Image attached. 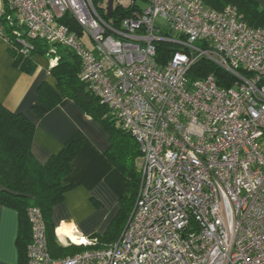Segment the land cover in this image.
Listing matches in <instances>:
<instances>
[{"label": "built area", "instance_id": "obj_1", "mask_svg": "<svg viewBox=\"0 0 264 264\" xmlns=\"http://www.w3.org/2000/svg\"><path fill=\"white\" fill-rule=\"evenodd\" d=\"M140 1L113 24L93 0H8L21 51L33 39L71 49L80 79L141 152L134 205L115 241L54 258L42 212L30 206L26 264H264V27L232 5ZM158 41L175 48L161 66ZM200 59L230 83L192 78Z\"/></svg>", "mask_w": 264, "mask_h": 264}, {"label": "trees", "instance_id": "obj_2", "mask_svg": "<svg viewBox=\"0 0 264 264\" xmlns=\"http://www.w3.org/2000/svg\"><path fill=\"white\" fill-rule=\"evenodd\" d=\"M98 12L108 22L118 24L129 15L133 7L132 0L123 5L113 0L111 16L107 15V0H93ZM204 4L214 9H222L226 5L235 6L248 25L264 27V5L258 0H203ZM69 27L79 34L81 28L69 17L63 18ZM16 18L8 7V0H3L0 15V26L4 37L11 43L9 52L14 65L22 71L31 73L36 67L32 59L34 54L54 57L56 62L49 67L55 79V88L47 82L38 87V99L46 107L56 105L62 97L73 99L81 109L94 120L100 122L108 133V146L104 153L110 162L127 178L126 192L118 199V209L103 233L91 235L94 245H86L67 241L61 243L55 233L52 221V208L64 198V193L70 187L64 183V178L71 170V160L81 147L79 139L70 141L58 152L53 153L45 162H40L32 153V140L35 126L23 113L5 107L0 101V203L15 208L18 213L17 247L20 264H26L27 245L31 239L28 208L38 207L43 215L48 250L52 257L59 258L73 255L89 247H102L115 241L125 226L133 208L139 185L140 172L137 160L141 154L140 148L132 135L116 125L110 109L100 99L92 94L86 83L79 77L80 60L68 47L51 44L41 39L31 40L33 47L28 52L21 51L22 44L14 35ZM20 30L22 28L20 27ZM24 35L23 32H21ZM54 49V51H50ZM175 48L169 43H156V58L161 66L169 58ZM192 78L201 77L207 73L215 75L219 85L229 84L231 78L224 70L212 62L200 59L189 70ZM38 113L40 110L34 107Z\"/></svg>", "mask_w": 264, "mask_h": 264}, {"label": "crops", "instance_id": "obj_3", "mask_svg": "<svg viewBox=\"0 0 264 264\" xmlns=\"http://www.w3.org/2000/svg\"><path fill=\"white\" fill-rule=\"evenodd\" d=\"M258 2L264 5V0ZM2 9L3 0H0V15ZM9 46L0 26V101L8 109L23 113L34 124L31 145L34 156L45 162L70 141L79 139L81 142L80 150L71 160V170L64 178V183L70 187L63 200L52 208L58 240L79 243L72 241L64 230L77 239L103 233L118 209L119 197L127 188L126 176L104 153L108 133L73 99L62 97L56 105L46 108L38 99V87L47 82L55 88L49 67L56 60L34 54V71L24 72L14 65ZM17 237V210L0 203V264H20Z\"/></svg>", "mask_w": 264, "mask_h": 264}, {"label": "rangeland", "instance_id": "obj_4", "mask_svg": "<svg viewBox=\"0 0 264 264\" xmlns=\"http://www.w3.org/2000/svg\"><path fill=\"white\" fill-rule=\"evenodd\" d=\"M120 3H122L123 5H128L130 2H131V0H118ZM139 2H141L140 0H138ZM146 5V2H142L141 3V6H145ZM82 38L88 43V41L89 42H91L90 41V37H89V35L87 34V33H85L84 35H82ZM61 48H63V46L61 47ZM49 56H51V54L49 55V54H47L46 56H44L45 58H48ZM94 120V119H93ZM94 122L95 123H97L99 126H101V124H100V122H98L97 120H94ZM105 130V129H104ZM100 133H101V131L99 132V134H98V136H100ZM133 205H134V203H133Z\"/></svg>", "mask_w": 264, "mask_h": 264}, {"label": "water", "instance_id": "obj_5", "mask_svg": "<svg viewBox=\"0 0 264 264\" xmlns=\"http://www.w3.org/2000/svg\"><path fill=\"white\" fill-rule=\"evenodd\" d=\"M112 9H113V0H107V15H108V17L111 16Z\"/></svg>", "mask_w": 264, "mask_h": 264}, {"label": "bare ground", "instance_id": "obj_6", "mask_svg": "<svg viewBox=\"0 0 264 264\" xmlns=\"http://www.w3.org/2000/svg\"><path fill=\"white\" fill-rule=\"evenodd\" d=\"M64 233L67 234V235H69V237L71 238L72 241H77L79 243L82 242V241H84V238L83 239L74 238L73 235H72V233L70 231H68V230H64Z\"/></svg>", "mask_w": 264, "mask_h": 264}]
</instances>
